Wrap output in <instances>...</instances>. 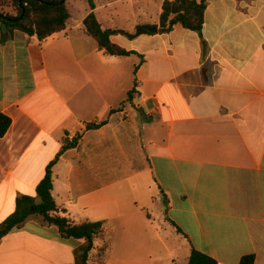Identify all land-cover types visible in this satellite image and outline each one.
<instances>
[{"label": "crops", "instance_id": "1", "mask_svg": "<svg viewBox=\"0 0 264 264\" xmlns=\"http://www.w3.org/2000/svg\"><path fill=\"white\" fill-rule=\"evenodd\" d=\"M164 1L92 0L127 57L86 33L89 4L43 41L1 42L0 25V223L80 136L51 195L56 216L103 223L87 264H188L192 250L264 264V0H207L201 37L158 33ZM144 24L157 32L133 36ZM84 243L34 215L1 239L0 264H73Z\"/></svg>", "mask_w": 264, "mask_h": 264}, {"label": "trees", "instance_id": "2", "mask_svg": "<svg viewBox=\"0 0 264 264\" xmlns=\"http://www.w3.org/2000/svg\"><path fill=\"white\" fill-rule=\"evenodd\" d=\"M12 5L15 14L0 11V25L4 24L7 33L1 35V42H5L14 32H21L30 37L35 36L39 41L65 30L70 15L66 8V0H6ZM207 0H166L162 5L159 18L158 33H168L173 27L180 25L184 29L197 32L201 37L203 16ZM90 12L83 20L86 33L97 43L98 48L107 55L127 57L134 52H128L111 42L112 35L121 34L118 30H103L93 12L95 6L92 0L88 1ZM157 28V26H152ZM140 34H150L141 30ZM136 93L133 88L128 93L131 100ZM103 123L87 125V130L99 128ZM11 126L8 116L0 114V139L3 138ZM80 136L65 141L63 148L54 161L46 168L43 179L35 188V197L21 196L16 199L15 210L0 223V241L14 229H18L30 216H39L43 222L55 226L63 241L84 240L85 243L74 249L73 264H87L88 256L93 249L94 240L103 234L102 222H88L79 225L71 223L65 217L56 216L57 208L51 195L52 168L59 156L66 150L75 147ZM180 233V230L177 229ZM253 255L241 258L239 264H254ZM188 264H217L207 255L192 250Z\"/></svg>", "mask_w": 264, "mask_h": 264}, {"label": "rangeland", "instance_id": "3", "mask_svg": "<svg viewBox=\"0 0 264 264\" xmlns=\"http://www.w3.org/2000/svg\"><path fill=\"white\" fill-rule=\"evenodd\" d=\"M66 8L68 12L72 15V19L75 20L78 17H80L86 9L88 10V0H66ZM119 10L121 11L123 10L124 11L123 13H127L128 11L132 12L133 6L132 5L127 6V7L121 6ZM0 11L4 13L15 14V12L13 11L12 5L10 4V2H7L6 0H0ZM136 28L137 27H135V32H136ZM161 210H162V213L164 214L163 208ZM159 239L163 243H166V239L164 238L162 234H160ZM155 246L159 253H164V248L161 242L157 241Z\"/></svg>", "mask_w": 264, "mask_h": 264}, {"label": "water", "instance_id": "4", "mask_svg": "<svg viewBox=\"0 0 264 264\" xmlns=\"http://www.w3.org/2000/svg\"><path fill=\"white\" fill-rule=\"evenodd\" d=\"M141 30H146L149 33H156L157 32V29L151 27L148 24H144V25L137 26L136 32H135V34L133 36H138L140 34ZM1 32H2L3 35L7 33V28H6V26L4 24L1 25Z\"/></svg>", "mask_w": 264, "mask_h": 264}]
</instances>
